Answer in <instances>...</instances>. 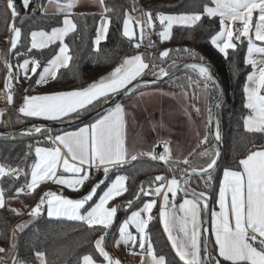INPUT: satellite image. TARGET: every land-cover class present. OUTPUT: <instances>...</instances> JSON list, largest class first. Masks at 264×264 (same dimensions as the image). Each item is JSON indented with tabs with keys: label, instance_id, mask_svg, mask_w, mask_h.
Returning <instances> with one entry per match:
<instances>
[{
	"label": "snow or ice",
	"instance_id": "1",
	"mask_svg": "<svg viewBox=\"0 0 264 264\" xmlns=\"http://www.w3.org/2000/svg\"><path fill=\"white\" fill-rule=\"evenodd\" d=\"M31 0H23L24 8H28ZM78 0H66V3H59L57 0L58 10L64 14L63 27L53 28L50 33L44 31L31 32V49H43L48 44L55 43L59 40L61 47L59 52L44 66L39 73L37 69L41 64L37 60L25 59L19 68L24 70L25 79H29L27 73L29 64L33 66L30 71L37 74L39 79L35 80L37 85L45 84L48 78H56L57 70L61 67H67L71 57L68 54V46L64 44V37L74 32L77 25L70 18V10L76 6ZM214 6L204 5L202 12H192L187 14H165L151 12H141L145 17L143 21H137L140 24V36L143 38L144 29H152L156 20L162 27L159 35L162 41L171 39L173 26L194 28L202 21V17H218L220 30L211 37V44L224 55H229V50L235 51L238 43L243 44L247 41V57L245 63L251 65L254 71L247 77L243 91L246 95L245 107L250 110V114L244 118L245 130L249 133L264 135V60L257 61L254 54L264 55V0H212ZM100 6L104 12L110 11L104 3L99 0ZM43 7V5H41ZM6 10H10L13 18V24L10 25L11 49H16L21 39V28L15 26V18L18 12L14 0H6ZM36 9H33L35 11ZM257 13L258 17L253 26V14ZM240 27L233 28L236 23ZM110 19H103L98 34L96 44L106 38ZM133 23L132 17L125 12L123 19V35L130 40L135 37L136 32L130 25ZM243 38V39H242ZM257 42H261L258 44ZM137 49L140 43L134 45ZM29 49V51H31ZM190 55L195 56L193 50L184 49ZM170 50L165 49L160 52L159 58L164 60L169 56ZM201 61L202 57L199 58ZM8 76L5 82L9 94L8 102H13L12 88L9 83L12 80H18V73L13 72V66L8 63ZM156 65L146 62L143 54L128 56L123 59L122 63L116 66L108 75L94 80L86 87L73 89L70 91H57L44 95L25 96L23 103L18 112L24 117H43L46 120H64L79 118L82 112L95 108L97 105L107 103L111 97L122 90H128L129 86L148 74L153 73L158 79L167 77L169 73L164 68L155 71ZM198 73L200 80L197 83H203L205 92L215 91L217 93L213 107L219 108L222 101V89L218 80L213 75L210 66L198 62L187 65ZM155 83V80L152 81ZM198 112L199 109L197 108ZM126 112L122 104H116L107 112L101 114L93 123L80 127L75 131H65L62 134L49 136L48 140L54 145L51 148H35L37 161L31 167V179L27 183L29 192L35 190L44 181L55 180L59 185H66L74 192H80V187L90 178V170L95 168L101 170L104 176H107L111 168L123 166L127 160H136L137 155H148L154 160H159L165 164L179 163L173 161L171 150L165 144L164 151L157 155L154 151L147 153L132 154L126 144L124 129L126 125ZM209 122L214 124V130L211 131L213 139L217 144L222 140L220 122L215 119L214 113L209 111ZM41 126L33 125L23 132L24 135L40 133ZM208 143V135H205L201 144ZM66 149L67 156L62 153L61 149ZM192 153L189 154L191 156ZM198 157L206 158L204 166L196 165L184 170L180 179L175 175L168 179L164 175L154 177L151 184L157 186L147 189L148 194L157 196L163 194V201L160 206V222L163 225V231L167 234L168 241L174 249L176 256L184 264H220L215 259L207 247V237L204 235L209 231L204 227V215L209 208V197L206 192H197L194 189L185 187L189 179L195 175L207 177L205 185L211 180V170L217 165L220 156L219 148H205L203 151L196 153ZM73 163H69V157ZM182 163L192 165L189 158H185ZM62 164L66 172L71 176H57V168ZM242 171L225 169L223 180L219 186L218 205L219 211H211V232L214 235V242L218 250L219 257L231 264H264V149L250 151L243 159L239 161ZM84 166H87L85 168ZM174 171V169H170ZM24 170L21 168H11L0 164V178L5 176L19 177ZM129 177L126 175H117L111 184L99 195L94 204H90L97 196L98 189L105 183L100 180L93 184L89 191L81 194L79 198H69L63 195H57L55 192L46 191L43 193L38 202L31 207L29 216L35 221L38 218L45 205L47 207V216L49 218L66 217L70 220L80 221L89 228H99L101 235L95 240V249L99 256L103 257L106 264H121L119 259H114L105 249V236L107 230L114 224L118 213V206L110 202L115 201L117 197L122 196L128 191L126 182ZM184 193V199L179 204V211L182 216L177 217L175 211H169V193L173 199L178 192ZM145 192L143 187L135 194V198ZM24 193V188H16L15 195L9 198H18ZM191 197V198H189ZM132 201L127 202L131 207ZM157 201L152 199L145 202L142 207L132 211L130 215L122 222L119 228V238L115 241L116 245L121 244L136 245L144 251L151 259V264H173L166 261L164 254H157L154 249L153 241L149 231V224L153 219L151 213L156 206ZM6 207V193L0 187V209ZM171 207L175 209V205ZM18 215L21 214L17 209H11ZM144 214V215H142ZM134 226L139 234V239L129 230ZM27 225L22 223L17 225L13 232V238L16 231H22ZM203 243V248H202ZM15 243L12 249H15ZM0 248V252H4ZM203 253V255H202ZM37 257L44 261V253L37 252ZM83 264H96L92 255L83 256Z\"/></svg>",
	"mask_w": 264,
	"mask_h": 264
},
{
	"label": "trees",
	"instance_id": "2",
	"mask_svg": "<svg viewBox=\"0 0 264 264\" xmlns=\"http://www.w3.org/2000/svg\"><path fill=\"white\" fill-rule=\"evenodd\" d=\"M47 0H32L29 7L24 8L21 0H14L18 17L15 18V26L21 28V39L16 49H11L8 45L4 50V57L7 62L16 70L18 64L25 58H33L40 62L41 67L37 72L48 63L58 49V43L52 44L43 49H31L30 34L34 30L49 31L61 25L63 21L62 13H45L42 10ZM105 5L110 11L103 14L110 19L106 38L95 46L94 40L97 34L99 21L102 14L98 12H73L71 17L77 25L74 32L65 36L64 42L68 46V53L71 59L67 67H61L57 71L55 79L48 80L39 91L54 92L72 90L87 86L94 80L112 71L122 63L123 59L129 55L140 53L145 57L146 62L154 63L159 68L168 71L187 60H199L202 57L204 62L210 64L219 76L223 89L224 97L221 106L217 108L216 119L220 122L222 140V157L219 165L212 175L211 182L206 186L207 177L192 176L186 185L197 192H206L211 207L216 203L219 193L220 179L222 171L226 168L238 169L239 161L250 151L264 147V135L249 133L244 127V118L250 114V110L245 107V93L243 91L245 79L251 69V65L245 63V53L247 41L243 44L238 43L235 51L229 50L227 58L224 57L212 44L211 37L219 31V18L202 17V21L194 28L173 26L171 39L161 41L152 38L150 35L139 39L140 47L134 45L135 40H131L123 35V19L125 12L140 15L141 12L151 11L156 13H192L202 12L204 5L212 4L211 0H104ZM33 9H36L33 11ZM10 12L6 10V0H0V62L1 52L5 47V37L9 34L8 24ZM13 24V18L11 19ZM243 39V38H242ZM31 49V51H29ZM165 49L170 50L169 56L164 60L159 58L160 52ZM193 50L195 56L184 51ZM153 75L151 71L145 76ZM37 74L30 77L27 82L29 85L35 83ZM198 73L191 68H186L176 76L154 84L165 85L173 90L187 89L191 99H196L197 89L202 82ZM215 91L209 92L210 103L216 97ZM129 95V94H128ZM127 95V96H128ZM126 96V97H127ZM124 97V98H126ZM123 98V99H124ZM122 99V100H123ZM104 104V103H102ZM95 108H90L80 115L89 113ZM16 103L11 106L10 121L14 126H18L28 120L19 118L14 110ZM6 120L0 122V128H7ZM57 128H42L40 133L34 135H24L19 133L12 140L9 136L0 137V164L24 170L20 177L5 176L0 178V187L5 190L6 201L15 195V189L27 184L30 168L35 158V147L40 143L38 136L52 134L61 131ZM205 148L215 149L212 137L208 138L207 144L198 145L187 156L192 161V165L182 163L183 160L172 158L179 163L165 164L159 160L144 157L143 160L124 164L120 170L109 173L105 178L103 188L117 172H122L129 177L126 182L128 191L122 196L117 197L111 202L118 206V213L114 224L107 230L105 245H108L112 232L117 223L126 215L129 207L128 201L139 203L143 198L142 193L137 200L135 194L141 187L145 191L157 175L167 177L176 176L177 179L184 173L185 169L192 166H204L206 158H201L196 153ZM150 160L155 161L151 162ZM174 169V171H170ZM42 193V185L35 192L22 193L17 199L21 202L22 208H15L6 202V207L0 209V248L6 252L5 260L10 264L24 262L27 264H37L36 253H44L46 264H80L83 256L92 255L95 260H101V256L95 249V240L102 234L99 228H89L86 224L70 220L66 217L49 218L45 212L33 221L29 216V209L37 202ZM132 205V204H131ZM17 209L21 214L13 212ZM153 219L149 224V231L153 241L154 249L157 254H164L166 261L173 264H184L180 261L169 245L157 218L156 210L152 213ZM26 224L22 231L13 232L17 225ZM15 243V249L12 244ZM4 251V252H5ZM209 252L215 258L217 255L214 244L209 235ZM220 260L225 261L220 257ZM231 264V262H227ZM214 264V261H213Z\"/></svg>",
	"mask_w": 264,
	"mask_h": 264
},
{
	"label": "crops",
	"instance_id": "3",
	"mask_svg": "<svg viewBox=\"0 0 264 264\" xmlns=\"http://www.w3.org/2000/svg\"><path fill=\"white\" fill-rule=\"evenodd\" d=\"M21 2L23 4V0H21ZM59 3H61V4L66 3V0H59ZM56 5H57V0H47L43 4L42 10L45 13H53V12L61 13L58 10ZM208 6H214V4L212 3V4L208 5ZM9 12H10V10H9ZM70 12L71 13H73V12H98V13H101L102 16H101V19L99 21L98 29L101 26L102 20L105 19V18L108 19V17L103 14L104 10L99 4V0H78V3L76 4L75 7H73L70 10ZM165 14H176V15H178V14H182V13H165ZM184 14H187V13H184ZM128 15L131 16L132 20H133V23L130 25V27H134L135 31H136V34H137L136 37L137 38H139V37L141 38V36H140V27H141V25L136 23V22L137 21H143L145 19V17H143L141 14L140 15L139 14L138 15H134V14L128 13ZM257 17H258V14L254 13L253 14V26L255 25V21H256ZM70 18L72 19L71 16H70ZM11 19H12V16H11V12H10V21H9V24H8V29L9 30H10V25H12ZM63 20H64V14H63ZM154 24L156 26L159 25V21L156 20L154 22ZM63 26L64 25H63V21H62L61 25H59V26H57L55 28H62ZM240 26L241 25H239V23L237 22L236 24L233 25V28L235 29L236 27H240ZM98 29H97V34H98ZM51 30L44 31V32L50 33ZM34 31L39 32V31H43V30H34ZM145 31H146V28L144 29L143 37L150 35L152 38H157V39L161 40V37H160L159 33H160V31H162V27H161L160 31H157V30H155L156 32L155 31H153V32L149 31L150 34L145 33ZM97 34H96V37H97ZM8 35H9L10 40H11V35H12L11 31L9 32ZM96 37H95V40H94L95 46H97V44L95 42L96 41ZM64 39H65V37H64ZM31 42H32V38H31V34H30V46H31ZM55 43H58L59 45H58V49H57L56 53L53 55V57L59 52V48L61 47V43H60L59 40L55 41ZM55 43H51L50 42L48 44V46H50L52 44H55ZM257 43L260 44L261 42H257ZM64 44H65V42H64ZM9 45H10V43H9ZM262 46H264V45H262ZM136 54H140V53H135V54H132V55H136ZM132 55H129V56H132ZM246 57H247V48H246V53H245V59H246ZM253 58L256 59L259 62L261 60H264V55L254 54ZM25 59H28L30 61L36 60V59H33V58H25ZM25 59H23L18 64L16 70L13 71L14 73H18V75H19L18 80L14 79V80L9 82L11 84L12 96H13V102L11 104L9 103V110L11 109V106L14 103H16V107H15L14 113L19 118L26 119L28 121H30V120L53 121V120H46L43 117H24L22 114H20L18 112V109L21 106V104L23 103V98L25 96L44 95V94L52 93V92L39 91L38 89H36V88L41 87L43 84L37 85L36 83H34L33 85H29V83L27 82L28 79L24 78V76H25L24 70L22 68H19V65L23 64V61ZM8 63L9 62L6 61L5 66H6V70L7 71H6V75H5L4 72H3L2 63L0 62V88H1L2 85L5 86V82H6V79H7V76H8V67H7ZM32 66L33 65L30 63L29 64V71L27 73L28 77H32L34 75L30 71ZM44 66H48V63L46 65H44ZM260 66H264V65H260ZM43 67L39 70V72L43 70ZM253 71H254V68L251 66V69H250L249 73L246 76L244 87H245L246 83H248V81H247L248 75L250 73H252ZM109 73L105 74L104 76L108 75ZM37 79H39L38 75L36 77V80ZM51 79H52L51 77L48 78V80H51ZM16 83L21 85V89L20 90H15L14 89ZM200 90H202V93L205 94V97L207 99V103L210 106L209 92H205L204 91L203 83L198 86L195 101L193 99H191L190 93H189V91L187 89L173 90V89H171V88H169V87H167L165 85L151 83V84H145V85L139 87L138 89H136L135 91L130 93L126 98H124L119 103H117V104H122L124 106L125 112H126V116H125L126 125H125V129H124V134H125V140H126V144H127L128 149H129V152L132 153V154H138V153H147L148 151H154L156 153L157 144L159 142H161V141H166L168 143V147L171 150V157L174 158V159H177V160H184L183 156L186 155V157H187L198 145H200L201 141L203 140L205 135H208V138L211 137L210 126H209V124H207L208 120H209V106L207 107L206 104L204 105V110H205V112L207 114L204 113L203 116L202 115L201 116L197 115L198 112L196 111V109L194 110L191 107V105L193 103L192 100L196 104H198L200 102L199 101V96H198ZM64 91H70V90H64ZM54 92H57V91H54ZM152 94L167 96L170 99H172L173 101L175 100V102H177V104H178V101L181 100L183 102V113H184V116H185L186 120H189V122H193L194 118L196 117L197 119H200L202 121L203 126H196V128H195V126H191L192 130L195 128V131H196L195 134H193L190 131H184L180 136H178L175 132L172 133V134L170 133L168 135H165V134L161 133L162 131H160V130L158 132L157 129L155 128V126H140V122H139V117H140L139 116V111H140V108L144 106L143 103H146L148 101V98ZM245 103H246V95H245ZM114 107L115 106H113L112 108H114ZM10 112H11V110H10ZM85 114H87V113H85ZM81 116H83V115H80L79 117H81ZM207 116H208V118H207ZM98 117H96L95 119H93L91 121H88V122L79 124L77 126H74L72 128L62 129L61 131H59L57 133L40 135L38 137L40 138L41 141H40V143H38V145L36 147L51 148L54 145L48 140V137L50 135L51 136H55V135L62 134L65 131H75V130H77L80 127H84L85 125L93 123ZM75 119H77V118L56 120V121H73ZM3 120H6V122L8 124V119H7L6 112L2 108H0V122L3 121ZM9 121H10V113H9ZM144 121H146V119H144ZM10 123H11V121H10ZM13 126L14 125H12V127ZM7 128H9V124H8ZM34 134H37V133L34 132L32 135H34ZM145 136L147 137V139H149L151 141L150 143L146 144L147 145L146 147L144 146V143H143L145 141ZM260 149H264V147L257 148L255 150H260ZM61 150H62V153L65 156L68 155L66 149L62 148ZM34 153H35V151H34ZM144 157L151 158L150 156H148L146 154L145 155H137V159L136 160H131L129 158L125 164H128L129 162H135L137 160H143V159H145ZM68 158H69V163H73V161L71 160L70 156ZM36 161H37V157H36V154H35V158H34L33 164ZM84 167L87 168V166H84ZM121 167H119V168H111L109 173L114 172V171H118V170L121 169ZM226 169H231V168H226ZM224 170L222 171V174H221L220 183L223 180V172H224ZM231 170L242 171V166L239 165L238 169H231ZM30 173H31V168H30V171H29L28 182H30V179H31ZM62 173H64L65 174L64 176H66V177L72 175L71 173L66 172L63 169V166L61 164V166L57 168V176H60ZM94 173L97 174V178L98 179H94ZM117 175H123V174H122V172H117L116 174L113 175V180L115 179V177ZM20 176H21V174H20ZM105 177L106 176H104V174L102 172V169L100 171H98L95 168H92L90 170V178H91V180H93L92 183L91 184L87 183V185H84V187H82L80 189L79 193L78 192H74L72 189L68 188L66 185L57 184L55 182V180L44 181V182H42L40 184V185H42V193H41V195L43 193H45L46 191H52V192H55L57 195H63V196H66V197H69V198H73V199L79 198L81 194H84L87 191H89L93 184L97 183L100 180H104ZM167 178L171 179L172 177H167ZM88 185L90 187H88ZM25 186H27V184H25ZM155 186H157V185H154L152 187H155ZM141 197L143 199L140 200L138 204H136L137 201L132 203V205H131V207H129L126 215L115 226V228H114V230L112 232L109 244L105 245V249L110 254V256L112 258H114V259H119L121 264H151V259L147 255L146 249L144 251H142L139 248L138 242H137L136 245H132L131 243H129L128 245L121 244L119 246H117L116 243H115V241L119 238V228H120L122 222L130 215V213L132 211H135L138 208L142 207V205L145 202H147L148 200H152V199L156 200L157 204L153 208L152 213H153L154 210H156L158 222H159V225H160V227H161V229L163 231V225L160 222V216H159L160 206H161L162 201H163V194L161 193V195H159V196L155 195L154 193L153 194H148L147 190H146ZM184 198H185L184 197V193L182 191L178 192V194L175 197V199H173L172 196H171V193H169L170 205H169V209L168 210L169 211H175L176 214H177V217L182 216V213L179 211V204H181L183 202ZM189 198H191V197H189ZM139 199H140V197L137 198V200H139ZM38 200H37V202H38ZM111 204L112 203L110 202L109 206H111ZM172 204H174L176 206L175 209H173L171 207ZM12 205L15 208H22V204H21V202L19 200L13 201ZM30 209H29L28 212H30ZM212 210L219 211L218 198H217L216 203L211 207V211ZM43 212H45L47 214L46 205H45V208H44ZM152 213H151V215H152ZM142 215H144V214H142ZM129 230L132 232L133 235H135L137 237V241H138L139 234L136 232L134 226L130 225ZM163 233H164V235H165V237H166V239L168 241L167 234L164 231H163ZM209 235H210V237L212 239V242L214 244V247L216 249L215 242H214L215 238H214V235L211 232V212H210V231H209ZM168 243L171 246V242L168 241ZM172 250L175 253L174 249H172ZM215 251L217 253V255H215V259H218L220 261V264H229V263H227L229 261H227V262L221 261L219 255H218V250H215ZM37 259H38L37 264H41V259L40 258H37ZM17 263H19V262H17ZM80 264H83V258H82ZM96 264H106V261H104L103 257H101V260H96Z\"/></svg>",
	"mask_w": 264,
	"mask_h": 264
},
{
	"label": "rangeland",
	"instance_id": "4",
	"mask_svg": "<svg viewBox=\"0 0 264 264\" xmlns=\"http://www.w3.org/2000/svg\"><path fill=\"white\" fill-rule=\"evenodd\" d=\"M155 26L152 29L146 28L145 33L150 34V32H153L155 30H157V31L161 30L160 25H157L156 27ZM133 29L135 31L134 27H133ZM136 35L133 39L135 40V43H138L140 41L139 39H141V38L140 37L137 38ZM165 70L168 72L167 69H165ZM198 96H199L200 102L198 104H196V103H194L195 100L193 99L194 101L192 100L193 103H192L191 107L194 110L198 108L199 111H198L197 115L203 116V114L206 113L204 110V105L206 104L207 107L209 105L207 103V99L205 97V94L202 93V90L199 91ZM143 105L144 106L141 107L140 111H139L140 126H155V128L157 129L158 132L160 130V131H162L161 133H163L165 135H168L170 133L172 134L175 132L178 136H180L184 131H190L193 134H195L196 133V131H195L196 126H203L202 121L200 119H197L196 117L194 118L193 122H189V120H186L184 113H183V102L181 100H179L178 104H177V102H175V100L173 101L172 99H170L167 96L152 94L148 98V101L146 103H143ZM209 109H210V106H209ZM207 118H208V116H207ZM144 119H146V121H144ZM207 124H209V120H208ZM191 126H195V128L192 130ZM209 126H210V124H209ZM150 142L151 141L149 139H147V137L145 136V141L143 142L144 146L146 147L147 146L146 144H148ZM185 158H186V155L183 156V159H185ZM122 174L125 175L124 173H122ZM61 175H65V174L62 173ZM112 180H113V176L111 179H109V182L103 188L98 189L97 196L94 198V200L92 202H90V204H94L98 200L99 195L102 194V192L104 190H106V188L111 184ZM92 181L93 180H91V178H89L88 181H85L84 185H87V183L91 184ZM84 185L82 187H84ZM82 187H80V189ZM88 187H90V186L88 185ZM15 200H18V199L17 198H10L7 200V203H9V205H10ZM6 252L7 251L0 252V253H5V255L3 257L4 260L6 257ZM5 264H10V263L5 260ZM16 264H26V263L19 262Z\"/></svg>",
	"mask_w": 264,
	"mask_h": 264
},
{
	"label": "water",
	"instance_id": "5",
	"mask_svg": "<svg viewBox=\"0 0 264 264\" xmlns=\"http://www.w3.org/2000/svg\"><path fill=\"white\" fill-rule=\"evenodd\" d=\"M198 62H202V63H205L206 65L210 66L213 75L218 80L219 85L221 86L222 97H224V89H223L222 82H221L219 76L216 74V72L213 69V67L210 64H208V63H206L204 61L187 60V61H183L182 63L177 65L175 68H173L172 70L168 71L169 75L167 77H164L163 79H158L154 75L143 76V77L139 78L137 81H134L133 84L129 86L128 90H122L121 92H119V93L115 94L113 97H111V99L106 104L104 103L103 105H101L97 109H95V110H93V111H91V112H89V113H87V114H85V115L73 120V121L30 120V121H27V122H25V123H23L21 125L13 126L11 128H4V129L0 128V137L11 136V135H16V134H19V133H23L27 129L32 127L33 125L41 126V128L68 129V128H72L74 126H77L79 124L91 121V120L95 119L96 117L100 116L101 114L105 113L108 109H110L113 106H115L124 97H126L128 94L132 93L133 91H135L139 87H141V86H143L145 84H151L153 80H155V83L166 81V80L176 76L177 74H179L184 69L189 68V67H187V65H190V64H193V63H198ZM215 98L210 104L209 111L211 110L214 113L215 119H216L217 108L213 107V105L215 103ZM209 124H210V122H209ZM212 130H214V124H210V134H211ZM211 137H212V140H213L215 148L218 147L219 148V152H220V156L218 158L217 165L215 166L214 169L211 170V173H213L215 171V169L217 168V166L219 165V163H220V160H221V157H222L223 148H222L221 142H219L217 144V142L213 139L212 134H211ZM181 176L179 177V179L181 178ZM193 176H195V175H193ZM184 186L187 187L186 185H184ZM208 203H209V208H208L207 214L204 215L203 219H204V227H207L209 229V231H210V212H211L210 200H208ZM209 231L204 234L207 237V247H208V249H209ZM203 246L204 245L202 243V248H203ZM202 255H203V253H202Z\"/></svg>",
	"mask_w": 264,
	"mask_h": 264
},
{
	"label": "built area",
	"instance_id": "6",
	"mask_svg": "<svg viewBox=\"0 0 264 264\" xmlns=\"http://www.w3.org/2000/svg\"><path fill=\"white\" fill-rule=\"evenodd\" d=\"M5 42H6L5 43V47L3 48L2 52H1V63H2V66H3V72L6 75V71L7 70H6V66H5L6 60H5V57H4V50L10 43V37H9L8 34L5 37ZM14 89L15 90H20L21 89V85L16 83ZM8 94H9L8 88H6V86L2 85L1 88H0V108L5 110L6 115H7V119H8L9 128H11L12 125H11V123L9 121V113H10L9 102L7 100ZM9 137L12 140L15 139V135H11ZM165 144H167V146H168V143L166 141H161V142H159L157 144V146H156V154L157 155H159L160 153H162L164 151ZM150 161L156 163L153 160H150ZM94 179H98L96 173H94ZM22 187L24 188V193H28L29 192V190L27 189V186L23 185ZM4 255H5V253H0V264H5V260L3 259Z\"/></svg>",
	"mask_w": 264,
	"mask_h": 264
},
{
	"label": "bare ground",
	"instance_id": "7",
	"mask_svg": "<svg viewBox=\"0 0 264 264\" xmlns=\"http://www.w3.org/2000/svg\"><path fill=\"white\" fill-rule=\"evenodd\" d=\"M147 195V194H146Z\"/></svg>",
	"mask_w": 264,
	"mask_h": 264
}]
</instances>
